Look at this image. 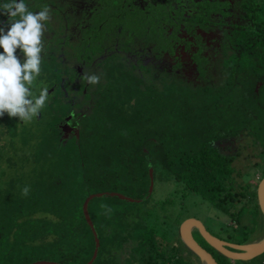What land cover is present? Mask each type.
<instances>
[{
    "label": "trees",
    "instance_id": "trees-1",
    "mask_svg": "<svg viewBox=\"0 0 264 264\" xmlns=\"http://www.w3.org/2000/svg\"><path fill=\"white\" fill-rule=\"evenodd\" d=\"M257 1L260 2L247 14L250 23L256 24L257 29L247 37L240 51L217 61L213 70H209L206 58H197L198 64L192 75L166 68L162 71L166 76L162 86L156 81L146 84L144 76L148 75L143 72L151 74L152 81L158 74L150 66L138 65L130 76L133 86L128 90L121 88L115 91L117 94L111 99L113 105L111 100L107 103L106 95L117 89V82L115 78L109 79L108 93L100 95L96 107L97 122L92 127H86L83 133L85 138L89 136V139L98 140L96 152L100 159L105 155L111 160L114 152L118 155L128 143V149L139 152L140 163L132 165V169L136 171L140 167L136 176L142 195L132 199L147 197L151 167L153 180L158 175L168 184L179 185L182 196H199L228 217L236 227L233 230L237 235L234 233L225 239L215 237L237 245L251 243L263 235L262 232L257 237L256 226L261 222L264 229V218L257 204L256 191L264 178V166L258 161L246 166L253 172H243L234 166L236 156L224 155L219 145L220 141L240 134L252 135L251 148L261 155V162H264V0ZM4 2L6 0H0V4ZM25 2L27 4V0ZM229 31L233 41L237 33ZM124 59H127L125 55L119 57L120 62ZM242 61L246 64L244 69L239 65ZM241 85H246L247 90ZM234 95H241L242 98H235ZM105 115H115L119 123L116 126H124L125 143L117 142L120 137L103 134V127H111L107 125L109 121L105 120ZM7 120V115L0 118V143H3L5 135L13 131ZM107 139L115 141L111 152L106 148ZM8 142L17 141L11 138ZM2 155L0 152V162ZM82 161L85 164V160ZM82 164L80 162L78 167L86 175L79 179L77 188L72 187L75 181L73 175L65 179L55 176L48 187L35 191L33 196L24 200L11 198L0 201V264H32L36 261L85 264L91 259L95 242L83 217L82 205L91 193L93 180L92 177L87 180L91 171ZM101 165L99 160L98 169ZM75 170L80 172L78 168ZM255 176L257 180H254ZM14 180L9 179L11 187ZM3 188L0 185L1 199L5 192H13V188ZM103 198L107 202L97 206V222L91 216L90 203L101 198H94L88 204L89 216L100 243L93 264H201L179 238V225L188 217L170 223L162 213L160 216L148 215L143 220L137 219L140 212L133 216L129 211L125 214L121 210L113 216L111 209H105L106 205L141 207L150 196L140 203L109 196ZM162 202V209L168 204L173 205L169 199ZM247 217H250L249 221ZM194 235L198 244L212 255L217 264L248 262L230 261L209 247L196 230ZM262 255L249 262L264 263L259 259Z\"/></svg>",
    "mask_w": 264,
    "mask_h": 264
},
{
    "label": "flooded vegetation",
    "instance_id": "flooded-vegetation-1",
    "mask_svg": "<svg viewBox=\"0 0 264 264\" xmlns=\"http://www.w3.org/2000/svg\"><path fill=\"white\" fill-rule=\"evenodd\" d=\"M259 2L27 0L31 11H39L44 5L51 10V19L45 24L42 58L48 69H61L56 76L58 82L48 70V97L61 112L55 121L60 123V137L68 129L71 135L67 139L75 142L78 136L80 141L85 118L99 104L102 94L100 87L81 77L84 73L97 74L109 56L117 53L119 59L125 55V67L132 70L138 65L150 66L154 73L173 68L187 75L194 73L196 59L202 57L213 70L217 61L225 58L227 49L240 51L247 37L255 33L257 25L250 23L247 14ZM7 20L9 17L4 16L0 22ZM229 30L237 33L233 41ZM17 54L21 55L19 50ZM66 140L61 139V143Z\"/></svg>",
    "mask_w": 264,
    "mask_h": 264
},
{
    "label": "rangeland",
    "instance_id": "rangeland-1",
    "mask_svg": "<svg viewBox=\"0 0 264 264\" xmlns=\"http://www.w3.org/2000/svg\"><path fill=\"white\" fill-rule=\"evenodd\" d=\"M2 18H4V16L0 15V20ZM232 55H234L233 51L227 49L225 57ZM127 61V59H124L120 62L117 53H115V55L109 56L104 67L100 68L97 73L100 77V81L98 84H95V86L100 87L104 95L108 93L109 87L107 86V83H109V79L115 78L117 82V89H113L109 95H106L108 96L107 103L113 96H115V93L117 94L115 91L118 89L125 88L128 90L133 86L132 79H130L133 70L131 67L125 68ZM239 65L242 69L246 67L244 61ZM48 70L50 74L53 75L56 82H58L56 76L57 72L59 73L61 69L52 71L51 66L49 69L47 68L46 61L42 62L41 74L40 77H38L37 83L42 81L47 88L51 84L50 78L48 77ZM156 73L158 76L156 80L153 81L151 79V74L147 72L142 73L148 75L147 77L143 75L146 84L156 81L160 86L163 85L166 81V76L162 71H156ZM140 82L144 86L143 81ZM121 85L123 87H121ZM241 86L247 90L246 85ZM234 97L238 99L242 98L241 95H234ZM111 105H113L112 100ZM96 107L97 104H95L90 114L85 118L86 127H92L96 124ZM100 111H102V109ZM60 113L61 112L57 109V104H54L52 98L48 97V101L45 107L40 111L39 116L34 118L31 122H23L19 121L17 118L8 117L7 121L13 127V131L12 134L5 135V137L2 138L3 143H0L3 147L0 151L3 154V158L0 162V185L4 186L5 189L13 188V192L9 191L7 193L4 191L6 194L2 199L0 198V201L5 202V200H11V198H14V200H24L29 196H33L35 191L38 192L41 189L48 187L55 176L56 178L65 179L66 177H71V175H73L75 181L73 182L72 187L77 188L79 179H81L82 175H86L84 170L83 173H81L78 167L80 162L81 164L83 163L82 165L85 169L91 171L87 175L88 181L91 180V177L93 180L90 187V195L119 193L129 198L141 197L142 191L136 176V171L140 173V167L138 169L136 168V171L132 169V165H138L140 163L139 152L137 150L135 152L128 149L130 147V144L128 143L126 148L119 150L118 155L114 152L115 156L111 160L105 155L100 159L99 153L96 152V141L98 140L95 138L89 139V136L85 138L82 134L80 141L77 136V139L74 140L75 142H72V140L67 139L71 135V131H68V129L64 130L62 138L60 137V123L55 124L58 116H61ZM119 119L122 121L121 118ZM105 120L109 121L107 125L111 127H103V134L105 136H114L116 138L120 137L117 142L125 143L124 134L122 132L124 126H116L119 124L117 123L116 116L105 115ZM125 128L128 129V127ZM88 130L91 132L92 128H88ZM11 138L17 142L9 143L8 140ZM61 139H67L66 143H61ZM107 140L109 143L106 148L108 152H111L113 146L112 143L115 141L113 140V142H111V139ZM250 141L253 142L252 135L248 137L244 134H240L238 137L220 141L219 145L224 155L236 156L234 166L241 169L243 172L251 170L246 168L247 165H252L258 161H260L261 166H264V162H261V155H257L258 153L256 150H252L253 148H251ZM97 158L102 163L100 169L97 167V162L99 161H97ZM125 158L127 159V163ZM82 160H85V164ZM77 168L80 172L75 170ZM251 172L253 171L251 170ZM10 178H15L12 187L8 183ZM254 180H257V176L254 177ZM178 186L179 185L168 184L165 180L158 177V175H155L153 192L150 195V198L143 203V206L132 207L126 204L122 206L109 204L106 205L105 209H111L113 216L121 210L125 214H128L129 211L133 216L140 212L139 217L137 218L138 220H143L148 217V215L152 214L160 216L161 213L163 218L169 219L170 223L183 221L186 217H188L186 219L194 218L200 221L210 234L218 238L225 239L228 235H234V233L237 235L233 230L236 227H234L228 217L211 207L199 196L193 194L182 196V191L179 190ZM24 187L30 188V192L27 196L22 195V189ZM166 199H169L173 205L170 206L168 204V206L162 209V201ZM104 202H107V200L101 198L90 203L91 216L95 222L98 220L97 206L101 207L104 205L102 204ZM249 219L250 217L246 218L248 221ZM262 230H264L263 225L259 222L256 226L257 237L261 236L262 232L264 233ZM259 259L261 262L264 261V254L259 257ZM251 263L252 262L248 261L243 264ZM257 264L264 263L259 262Z\"/></svg>",
    "mask_w": 264,
    "mask_h": 264
},
{
    "label": "clouds",
    "instance_id": "clouds-1",
    "mask_svg": "<svg viewBox=\"0 0 264 264\" xmlns=\"http://www.w3.org/2000/svg\"><path fill=\"white\" fill-rule=\"evenodd\" d=\"M50 11L46 5L39 11H31L25 0H6L0 4V15L9 17L0 22V118L7 115L31 122L48 101L47 86L37 80ZM81 78L91 85L100 81L97 74L84 73ZM29 192V187L22 189L24 196Z\"/></svg>",
    "mask_w": 264,
    "mask_h": 264
},
{
    "label": "water",
    "instance_id": "water-1",
    "mask_svg": "<svg viewBox=\"0 0 264 264\" xmlns=\"http://www.w3.org/2000/svg\"><path fill=\"white\" fill-rule=\"evenodd\" d=\"M149 188H148V194L147 197L144 199L136 200L132 199L126 196H123L119 193H103V194H92L85 198L83 205H82V213L83 217L85 219L86 224L88 225L89 229L91 230L94 242H95V248L92 254L91 259L85 263V264H93V262L96 260L100 243L98 239V235L96 233V230L94 228L93 222L89 216L88 212V204L91 200L94 198H102L103 196H109V197H116L121 201H126L129 203H140L144 200H146L153 191L154 187V180H153V170L151 167H149ZM257 196V204L259 207V210L261 212L262 217L264 218V178L261 179L257 186L256 191ZM196 230L200 237L204 240V242L214 249L216 252L224 256L230 261H250L264 253V233L258 243H254L255 241L244 244V245H237L228 243L225 241H222L212 234H210L203 224L194 218H189L184 220L179 225V238L183 245L191 251L195 256L198 257L201 264H217L215 259L212 257V255L207 252L203 247H201L198 242L193 238L192 231ZM32 264H59L54 263L50 261H36Z\"/></svg>",
    "mask_w": 264,
    "mask_h": 264
},
{
    "label": "bare ground",
    "instance_id": "bare-ground-1",
    "mask_svg": "<svg viewBox=\"0 0 264 264\" xmlns=\"http://www.w3.org/2000/svg\"><path fill=\"white\" fill-rule=\"evenodd\" d=\"M261 237L259 239H257L254 243H258L260 241Z\"/></svg>",
    "mask_w": 264,
    "mask_h": 264
}]
</instances>
